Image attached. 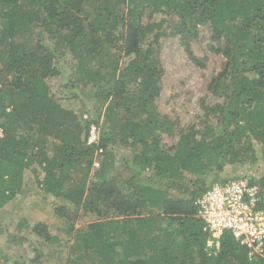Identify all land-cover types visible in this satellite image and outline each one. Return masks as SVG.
<instances>
[{
  "label": "trees",
  "instance_id": "1",
  "mask_svg": "<svg viewBox=\"0 0 264 264\" xmlns=\"http://www.w3.org/2000/svg\"><path fill=\"white\" fill-rule=\"evenodd\" d=\"M157 13L168 18L149 22ZM200 26L223 56L208 84L220 101L204 104L203 130L180 133L166 149L160 135H172L176 121L154 103L165 73L160 39L179 36L203 66L206 58L192 46ZM60 47L76 61V86L93 90L98 107L90 121L64 108L50 89L48 79L60 75ZM93 123L99 140L88 143ZM0 128V207L38 161L44 193L73 205L61 207V216L98 217L76 231L71 264H264V250L250 255L229 231L219 250L209 249L198 216V199L211 185L241 177L261 183L264 207V176L220 175L227 165L255 161L257 144L264 145V0H0ZM49 137L58 142L51 157ZM119 143L141 147L124 185L110 178ZM189 176L192 186L182 185ZM174 186L188 194L174 193ZM34 231L50 239L44 225Z\"/></svg>",
  "mask_w": 264,
  "mask_h": 264
},
{
  "label": "rangeland",
  "instance_id": "2",
  "mask_svg": "<svg viewBox=\"0 0 264 264\" xmlns=\"http://www.w3.org/2000/svg\"><path fill=\"white\" fill-rule=\"evenodd\" d=\"M162 18H168V16L157 13L149 22L158 23ZM172 19L176 21L178 16ZM200 32L199 39L192 46L196 55L206 58L203 66L189 58L179 36L172 35L160 39L159 55L165 73L162 78V91L154 103L160 115L168 117L170 121H176L172 135L168 133L160 135V144L166 149L177 142L180 133L190 128L203 130L205 126L204 104L211 105L220 101L211 94L208 84L214 73L221 68L223 56L210 49L208 28L200 26ZM47 42L54 44L52 39H48ZM58 53L57 67L60 75L48 79L52 93L64 108L73 110L78 117L89 121L94 119L93 114L98 104L93 100V90L90 87L83 89L76 86L78 79L76 61L64 47H60ZM92 125L96 126L94 123ZM56 143L58 142L53 137H49L46 150L50 157L54 154ZM113 148L116 154V169L111 173L110 178L116 185H124L131 176V171L127 166L128 162L141 151V147L132 146L130 143L127 145L119 143ZM256 149L255 161L246 165H227L220 175L223 178L241 175L252 176L256 179L263 177L264 145L257 144ZM97 158L95 167L99 166ZM151 173L148 171L146 176L150 177ZM44 177V169L38 161H35L30 168L25 170L23 188L13 200L0 207V264H71L70 258L76 259V255L72 254L71 250L75 249L79 242L76 239V231L87 229L90 223L98 219L95 213L84 214L74 211L61 216L59 214L61 207L73 209V205L66 199L57 198L52 194L46 195L42 183ZM151 178L157 180L155 177ZM194 178V176H189L181 184L192 186ZM212 179L213 176H209L208 182ZM172 191L181 195L188 194L182 190V187L174 186ZM37 224H42L47 228L50 235L49 240L43 238L44 234L34 231ZM38 256L40 259L36 262Z\"/></svg>",
  "mask_w": 264,
  "mask_h": 264
},
{
  "label": "built area",
  "instance_id": "3",
  "mask_svg": "<svg viewBox=\"0 0 264 264\" xmlns=\"http://www.w3.org/2000/svg\"><path fill=\"white\" fill-rule=\"evenodd\" d=\"M97 140L98 129L92 125L89 143ZM262 201L260 185L246 177L211 185L198 199V216L208 234L207 247L219 250L223 234L229 231L250 250V255L263 252L264 207H259Z\"/></svg>",
  "mask_w": 264,
  "mask_h": 264
}]
</instances>
